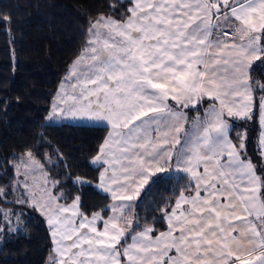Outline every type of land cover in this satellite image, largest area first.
I'll use <instances>...</instances> for the list:
<instances>
[{"label": "snow or ice", "instance_id": "6c2138e0", "mask_svg": "<svg viewBox=\"0 0 264 264\" xmlns=\"http://www.w3.org/2000/svg\"><path fill=\"white\" fill-rule=\"evenodd\" d=\"M107 9L82 33L42 117L105 133L85 165L94 175L50 174L53 165L37 179V154L50 147L38 137L11 173L0 165V180L9 177L0 203L15 196L8 206L19 209L0 212V238L21 234L35 213L49 264H264V0ZM165 177L170 187L145 213ZM85 188L102 208L85 206Z\"/></svg>", "mask_w": 264, "mask_h": 264}, {"label": "trees", "instance_id": "16d2710c", "mask_svg": "<svg viewBox=\"0 0 264 264\" xmlns=\"http://www.w3.org/2000/svg\"><path fill=\"white\" fill-rule=\"evenodd\" d=\"M111 0H0V15L15 21L7 27L0 23V165L8 169L30 148L40 145L43 136L47 145L37 154L45 169L58 165L62 171L93 176L91 159L98 139L105 133L91 126L66 127L48 125L45 109L66 73V66L82 48L89 23L98 14H107ZM258 69L256 75H260ZM27 145L25 148L23 146ZM7 158L8 163L4 164ZM63 164H60V161ZM17 177V175H16ZM9 179L4 176L0 186ZM17 180L18 177H17ZM175 183V180H172ZM13 187L16 181H11ZM170 187L169 178L158 183L142 205L145 213L154 197ZM87 208H102L105 200L95 190H82ZM15 196L0 203V212L11 214L19 209L9 207ZM25 216L28 210H25ZM13 219H16L15 217ZM23 232L0 238V264H49L51 243L40 218L31 214L30 221L21 220ZM28 223V227H24Z\"/></svg>", "mask_w": 264, "mask_h": 264}, {"label": "rangeland", "instance_id": "374dc122", "mask_svg": "<svg viewBox=\"0 0 264 264\" xmlns=\"http://www.w3.org/2000/svg\"><path fill=\"white\" fill-rule=\"evenodd\" d=\"M47 122V121H46ZM26 153H27V151L24 153V154H22V155H26ZM17 162H15L14 164H16ZM37 164H39V168H37V169H35V173H34V175H35V177L37 178V179H41V177H40V169L41 168H44L45 169V167H44V165L42 164V162L39 160V159H37V162H36ZM27 170V169H26ZM16 175H17V177H18V179H20L21 178V173L19 172V171H17L16 172ZM50 257V256H49ZM49 262V261H48Z\"/></svg>", "mask_w": 264, "mask_h": 264}]
</instances>
